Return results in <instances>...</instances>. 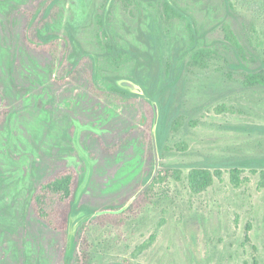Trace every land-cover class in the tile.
<instances>
[{
  "label": "rangeland",
  "instance_id": "374dc122",
  "mask_svg": "<svg viewBox=\"0 0 264 264\" xmlns=\"http://www.w3.org/2000/svg\"><path fill=\"white\" fill-rule=\"evenodd\" d=\"M50 1L0 0V94L10 110L0 126V264L69 263L64 241L70 248L85 213L72 216L65 235L30 205L34 189L65 167L82 174L86 209L123 213L121 223H86L92 264H264V188L252 172L253 163L264 166V86L245 82L262 68L264 0ZM224 23L245 58L225 39ZM49 35L71 37L52 73V56L26 44ZM107 42L130 51L127 58L112 63ZM199 49L211 56L203 66L192 63ZM153 60L162 79L175 76L171 110L183 118L159 167H184L180 180L169 177L139 198L154 170L142 140L145 101L100 99L87 90L86 73L93 68L101 88L139 91L132 80ZM74 67L73 78L53 79ZM119 142L113 152L102 148ZM199 162L239 164L241 182L231 183L225 165L220 179L193 193L186 177Z\"/></svg>",
  "mask_w": 264,
  "mask_h": 264
},
{
  "label": "trees",
  "instance_id": "16d2710c",
  "mask_svg": "<svg viewBox=\"0 0 264 264\" xmlns=\"http://www.w3.org/2000/svg\"><path fill=\"white\" fill-rule=\"evenodd\" d=\"M54 1L55 0H51L48 3V7H51ZM169 10L172 9L169 8ZM175 14L182 16V13L179 11H176ZM37 18V15H32L30 17L32 20H37ZM101 25L105 28L104 22L101 21ZM190 25L194 27V21L192 19H190ZM222 27L227 42L237 55L245 58V49L233 29L228 23H224ZM70 38L71 37L49 35L40 37L39 41H35L28 36L26 38V44L31 46V48L44 51L52 56V73V69L58 61V56L60 54L66 55V58H68ZM106 53L110 57L112 63L118 64L127 58L126 56H128L130 51L121 49L116 47L113 43L107 42ZM73 57L74 56L69 55L70 60H73ZM210 57L209 50L199 49L194 53L192 63L203 66L206 63V59ZM261 65V69L246 75L245 82L247 84H259L264 86V56L261 57ZM141 71H143L144 75L142 77L139 76L136 81L132 80L139 86L140 90L129 91L117 85L109 86L106 89L101 88L96 81V75L92 68L91 72L86 73L88 81L87 90L100 99L108 98L120 103L133 102L135 97L143 98L146 110V117L142 127L143 147L151 154H154L153 137L151 134V130H153L160 155L164 148L168 133L170 131H177L183 123V118L177 114V110H171L176 79L172 72H169L167 77L162 79L155 60H153L149 66L146 65ZM75 74L76 67L64 77H52L55 81L65 82L73 78ZM167 90H169V94H166V96L165 93H167ZM153 100L157 105V120H155ZM223 110H226L223 106L216 108L218 112ZM9 113L10 110L7 101L4 96L0 94V126L6 121ZM120 144L121 142L111 148H105L104 145H102V148L107 152H113L119 148ZM253 164L256 166L252 168V172L258 173V187L264 188V166L259 167V165ZM261 164H264V159L261 160ZM225 165L229 168L228 173L231 183L235 186L238 185L241 182V173L243 172L239 164H226L224 162L209 164L199 162L189 167L186 177L189 189L193 193L204 191L214 182V178H221L223 172L220 168ZM183 167L184 166L181 164H160L153 183L139 196V198L151 191L154 184L162 183L169 177L180 180ZM148 179L149 176L145 179V183ZM82 181V174L75 171L73 168H61L41 182L34 189L30 197V205L36 217L43 221L50 229L62 231L65 235H67L69 222H71L72 216L81 212L85 213L83 217L84 220L75 228L71 247L69 246L70 248H68V240L64 241L61 258H67L69 260L68 264H92V257L89 249L90 244L84 240V227L86 223L97 220L100 223L110 222L117 224L123 221V213L108 211V209L98 210L96 212L86 209V207L81 204V197L78 193ZM114 208L115 209L112 210H117L119 206ZM93 214L96 215L91 216Z\"/></svg>",
  "mask_w": 264,
  "mask_h": 264
},
{
  "label": "water",
  "instance_id": "95a60500",
  "mask_svg": "<svg viewBox=\"0 0 264 264\" xmlns=\"http://www.w3.org/2000/svg\"><path fill=\"white\" fill-rule=\"evenodd\" d=\"M154 106V110H155V120H157V105L153 104ZM153 149H154V170L152 175L150 176V178L148 179V181L143 185V187L137 192V195L140 194L143 190H145L155 179L158 169H159V153H158V149H157V145H156V140H155V134L153 131ZM79 193V190H78Z\"/></svg>",
  "mask_w": 264,
  "mask_h": 264
}]
</instances>
